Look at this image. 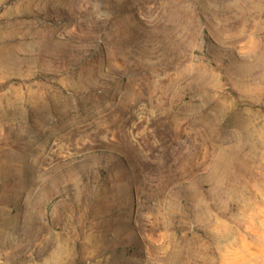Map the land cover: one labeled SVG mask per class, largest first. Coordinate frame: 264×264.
Listing matches in <instances>:
<instances>
[{
  "label": "rangeland",
  "instance_id": "rangeland-1",
  "mask_svg": "<svg viewBox=\"0 0 264 264\" xmlns=\"http://www.w3.org/2000/svg\"><path fill=\"white\" fill-rule=\"evenodd\" d=\"M0 264H264V0H0Z\"/></svg>",
  "mask_w": 264,
  "mask_h": 264
}]
</instances>
